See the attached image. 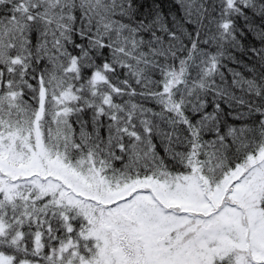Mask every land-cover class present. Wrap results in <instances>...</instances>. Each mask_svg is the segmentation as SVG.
Instances as JSON below:
<instances>
[{"label": "snow or ice", "instance_id": "1", "mask_svg": "<svg viewBox=\"0 0 264 264\" xmlns=\"http://www.w3.org/2000/svg\"><path fill=\"white\" fill-rule=\"evenodd\" d=\"M0 264H264V0H0Z\"/></svg>", "mask_w": 264, "mask_h": 264}]
</instances>
